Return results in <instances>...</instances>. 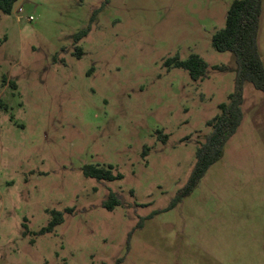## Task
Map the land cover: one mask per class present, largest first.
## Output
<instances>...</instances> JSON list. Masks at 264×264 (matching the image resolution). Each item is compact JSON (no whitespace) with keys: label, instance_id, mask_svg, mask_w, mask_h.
Returning a JSON list of instances; mask_svg holds the SVG:
<instances>
[{"label":"rangeland","instance_id":"374dc122","mask_svg":"<svg viewBox=\"0 0 264 264\" xmlns=\"http://www.w3.org/2000/svg\"><path fill=\"white\" fill-rule=\"evenodd\" d=\"M234 1L20 0L0 14V264H264L253 85L221 160L169 208L235 90L234 56L211 43ZM258 45L264 62V0ZM192 55L209 65L198 82L166 65ZM88 165L123 178H86ZM52 212L63 223L41 234Z\"/></svg>","mask_w":264,"mask_h":264},{"label":"trees","instance_id":"16d2710c","mask_svg":"<svg viewBox=\"0 0 264 264\" xmlns=\"http://www.w3.org/2000/svg\"><path fill=\"white\" fill-rule=\"evenodd\" d=\"M20 0H0V14L11 15L16 3ZM263 12V0H235L226 17V25L212 37V47L221 53H231L237 64L235 78V90L229 96V103L219 105L220 114L207 122L211 133L206 137L205 143L197 149V161L185 187L172 201L170 209L181 203L182 200L192 194L199 186L209 169L222 158L224 147L227 142L237 133L243 122V99L246 84L253 85L264 94V62L260 54L258 36L260 22ZM89 33L84 30L75 36L78 44ZM83 51L76 47V56L81 58ZM166 65L172 68L186 70L194 82L203 80L208 74L209 65L198 55H192L189 59L182 61L179 57L167 60ZM214 70L226 72L228 66H214ZM15 86V85H14ZM3 104L0 102V109ZM158 135L167 142L168 135L159 131ZM149 148L145 147L143 157L148 156ZM113 168L99 169L92 165L83 169L86 178L95 179L99 182H114L121 180V174H113ZM119 204L114 193L104 203V207L112 210ZM52 221L49 226L41 230V234L51 233L63 223V213L52 212ZM132 233L129 234V241ZM120 264V260L117 262Z\"/></svg>","mask_w":264,"mask_h":264},{"label":"built area","instance_id":"2783aa9c","mask_svg":"<svg viewBox=\"0 0 264 264\" xmlns=\"http://www.w3.org/2000/svg\"><path fill=\"white\" fill-rule=\"evenodd\" d=\"M32 19V18H31Z\"/></svg>","mask_w":264,"mask_h":264}]
</instances>
